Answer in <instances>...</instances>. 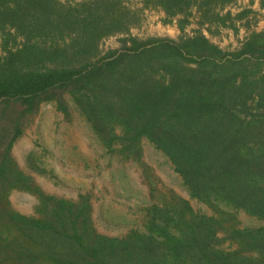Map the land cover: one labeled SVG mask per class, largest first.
Returning a JSON list of instances; mask_svg holds the SVG:
<instances>
[{
  "label": "rangeland",
  "instance_id": "rangeland-1",
  "mask_svg": "<svg viewBox=\"0 0 264 264\" xmlns=\"http://www.w3.org/2000/svg\"><path fill=\"white\" fill-rule=\"evenodd\" d=\"M135 48L145 51L134 55ZM92 64L97 72L111 73L106 88L88 81L94 87L85 103L97 105L95 116L87 107L81 110L84 96L71 87L51 89L34 106L0 90V127L19 124L10 156L38 188L12 189L9 207L36 214L41 193L88 202L96 230L122 238L134 230L146 231L155 205L186 201L182 221L191 227L181 225L182 233L191 231L199 239L192 242L196 246L186 254L187 261L178 264L199 262L195 254L201 247L226 253L235 264L243 256L256 264L250 261L256 257L251 248L239 250L238 230H260L262 216L214 197L194 196L154 142L143 136L136 144L122 136L130 129L146 133L152 127L223 133L228 125L236 135L235 129L241 135L261 134L264 0H0V85L49 77L62 69L86 66L90 71ZM146 90L171 92L176 98L157 120L149 118L152 101ZM198 97L210 108L205 116L206 111L188 112V101L200 102ZM190 117L194 124L186 127L182 120ZM221 117L235 125L220 124ZM101 133L108 136L105 141ZM108 133L120 137L110 140ZM225 229H236L238 238L232 232L226 236ZM160 250L168 253L163 245Z\"/></svg>",
  "mask_w": 264,
  "mask_h": 264
},
{
  "label": "trees",
  "instance_id": "trees-1",
  "mask_svg": "<svg viewBox=\"0 0 264 264\" xmlns=\"http://www.w3.org/2000/svg\"><path fill=\"white\" fill-rule=\"evenodd\" d=\"M175 46L179 51L182 50L179 44ZM137 49L135 48L134 55L145 51ZM91 66L90 71L85 66L77 70L51 71L49 77L35 75L16 85L6 81L0 85V90L5 88L4 91H9L8 97L11 99L24 100L34 106L41 95L52 93L51 89L71 87L84 96L81 97V110L85 111L87 107L95 116L97 112L93 107L96 108L97 105L85 103L88 101V92L96 82L100 83L102 89L106 88L111 81V73L97 72V66ZM89 79L93 80L91 85ZM132 79L133 77L130 78ZM131 86L132 84H129L128 88ZM146 91L152 101L148 107L152 110L149 118L157 120V114H161L166 108L168 111L175 96L171 92L162 95L161 91V94L157 95L154 91ZM198 99L200 102L196 98L188 101L192 105L188 112L192 114V111H206L205 116L210 108L207 109L208 106L202 104V99ZM144 105L148 106L147 102H144ZM88 106H92L90 110ZM141 106L142 104L135 105L138 109H141ZM178 114L180 113H174L175 116ZM221 118V121L218 120L220 124L235 125L231 118ZM197 120L200 119L197 117ZM157 123L155 121V125ZM182 124L190 127L194 121H191L190 117L182 120ZM232 127H224L223 133L190 132L191 127L173 132L160 129L157 132V128L152 127L150 130L153 131L146 133H135L130 129L122 138L137 144L141 137H148L168 154L194 196L204 199L207 196L214 197L234 208L252 210L264 218V127L258 135H251L249 131L241 135L238 129H235L236 135L232 132ZM18 128V123L12 129L0 127V264H178L180 259L187 261L186 254H190L195 248L196 245L192 242L199 237L191 231L182 233L184 230L181 225H184L183 228L191 227L187 220L185 224L182 221L188 209L186 201L176 202L175 205H155L150 210L146 231L134 230L122 238L110 237L96 230L91 221L88 202L78 203L64 197L41 193L36 214H22L9 207L8 196L12 189L38 190L30 176L18 168L9 153L13 140L20 134ZM226 133H233L234 137H227ZM108 135L112 136L110 140L120 137L110 133ZM100 137L105 141L108 136L101 133ZM171 221L173 222L170 223ZM171 225L176 227V230L172 231ZM213 231H217V228L214 227ZM224 232L226 236H229L230 232L237 235L236 229H225ZM238 232L241 238L239 243H242L239 250L246 245L256 255L255 258L250 257V261L264 264V227L254 233L249 230ZM236 237L238 238V235ZM208 239L211 240L210 237ZM162 245L168 251L165 255L159 253ZM198 253L195 255L200 261L196 264H235L225 256L226 253L218 250L212 252L201 247ZM224 256L225 259H222ZM244 257L246 256H243V262L239 264H249V258L244 260Z\"/></svg>",
  "mask_w": 264,
  "mask_h": 264
}]
</instances>
